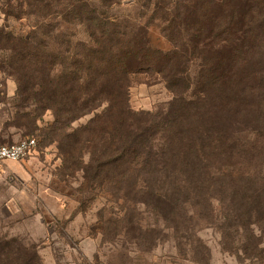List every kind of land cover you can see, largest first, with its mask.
<instances>
[{
  "label": "trees",
  "instance_id": "trees-1",
  "mask_svg": "<svg viewBox=\"0 0 264 264\" xmlns=\"http://www.w3.org/2000/svg\"><path fill=\"white\" fill-rule=\"evenodd\" d=\"M122 1L71 0L46 40L0 31L17 95L52 110L67 168L88 152L87 178L152 209L169 232L215 221L264 234V0H128L148 12H109ZM144 74L172 94L165 108L131 107ZM26 110L12 125L31 133L43 113ZM0 264L43 263L35 246L0 236Z\"/></svg>",
  "mask_w": 264,
  "mask_h": 264
},
{
  "label": "rangeland",
  "instance_id": "rangeland-1",
  "mask_svg": "<svg viewBox=\"0 0 264 264\" xmlns=\"http://www.w3.org/2000/svg\"><path fill=\"white\" fill-rule=\"evenodd\" d=\"M46 1L48 7L38 0H0V31L23 35L36 30L43 40L48 27L56 35L59 21L53 17L69 9L71 0ZM127 1L109 12H148ZM48 41L56 43L54 38ZM10 55L9 48L0 49V141L35 137L37 147L20 161L0 165V236L35 246L43 264H264L263 233L234 232L231 223L201 221L190 236L175 235L152 209L87 178L83 167L89 164L88 152L78 171L67 168L60 140L50 136L52 110L40 102L26 107L17 95V66L11 65ZM171 98L157 76L139 75L130 89V105L136 111L161 110ZM26 109L43 113L31 133L12 125L15 112ZM91 117L72 127L85 125ZM224 226L233 232L224 234ZM138 227L147 233L139 236Z\"/></svg>",
  "mask_w": 264,
  "mask_h": 264
},
{
  "label": "built area",
  "instance_id": "built-area-1",
  "mask_svg": "<svg viewBox=\"0 0 264 264\" xmlns=\"http://www.w3.org/2000/svg\"><path fill=\"white\" fill-rule=\"evenodd\" d=\"M37 147L35 137H26L14 143L0 141V165L9 161H20L26 158Z\"/></svg>",
  "mask_w": 264,
  "mask_h": 264
},
{
  "label": "crops",
  "instance_id": "crops-1",
  "mask_svg": "<svg viewBox=\"0 0 264 264\" xmlns=\"http://www.w3.org/2000/svg\"><path fill=\"white\" fill-rule=\"evenodd\" d=\"M0 128H1V125H0ZM13 136V135H12ZM16 137V136H15ZM9 141H13L12 143H14V142H17V141H19V139H9ZM5 143H10V142H5Z\"/></svg>",
  "mask_w": 264,
  "mask_h": 264
}]
</instances>
